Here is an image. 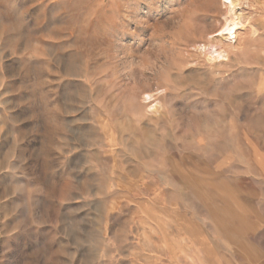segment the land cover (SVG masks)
Here are the masks:
<instances>
[{"label":"rangeland","instance_id":"obj_1","mask_svg":"<svg viewBox=\"0 0 264 264\" xmlns=\"http://www.w3.org/2000/svg\"><path fill=\"white\" fill-rule=\"evenodd\" d=\"M233 11L0 0V264H213L264 196V0Z\"/></svg>","mask_w":264,"mask_h":264},{"label":"crops","instance_id":"obj_2","mask_svg":"<svg viewBox=\"0 0 264 264\" xmlns=\"http://www.w3.org/2000/svg\"><path fill=\"white\" fill-rule=\"evenodd\" d=\"M260 176L264 178V174ZM259 199L262 205L257 206L256 217L246 221L234 218L237 222L232 241L227 237L218 243L202 244L203 250L213 251V264H264V196Z\"/></svg>","mask_w":264,"mask_h":264},{"label":"bare ground","instance_id":"obj_3","mask_svg":"<svg viewBox=\"0 0 264 264\" xmlns=\"http://www.w3.org/2000/svg\"><path fill=\"white\" fill-rule=\"evenodd\" d=\"M225 2L228 5L229 12L225 16L224 19L225 21L222 25L220 33L221 34L228 33L230 35H233L234 32H237L239 26V17L235 16L233 11L235 6H237L238 4V0H225Z\"/></svg>","mask_w":264,"mask_h":264}]
</instances>
